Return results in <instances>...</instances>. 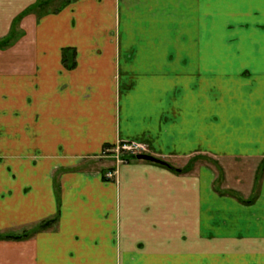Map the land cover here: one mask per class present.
Masks as SVG:
<instances>
[{"label":"crops","instance_id":"obj_1","mask_svg":"<svg viewBox=\"0 0 264 264\" xmlns=\"http://www.w3.org/2000/svg\"><path fill=\"white\" fill-rule=\"evenodd\" d=\"M39 2L0 0V234L59 222L0 264H264V0Z\"/></svg>","mask_w":264,"mask_h":264},{"label":"trees","instance_id":"obj_2","mask_svg":"<svg viewBox=\"0 0 264 264\" xmlns=\"http://www.w3.org/2000/svg\"><path fill=\"white\" fill-rule=\"evenodd\" d=\"M41 1H43V0H40V2L38 3V6L39 5H43V7L46 6V5H44L46 3V1H44V4H43V2L41 4ZM32 10L33 9H30V10L24 12V15L29 13ZM20 17L16 20V23L14 25V30L12 31V35H10V38L8 37L6 40L0 41V48H3L5 46H7L9 44L10 40H11V37H13V35H15V32H16L15 30H17L15 27H16V24L19 23ZM134 159H137V158L134 157ZM199 159H202V158H198L197 157V158L192 159L191 160V165L187 166L183 170H180V169H177V168L173 167L172 165L168 164L167 162L163 161L162 159H159V160L162 161L161 163H152V162H149V161H146V162H148L150 164H153V165H157L159 167L167 168V169L173 171L174 173L179 174V173H186V172L190 171L191 168H192L193 162H197ZM213 164L215 166H217V168H220V166H219V164L217 162L214 161ZM261 169H262V172H263L264 171V161H262ZM253 201L254 200H249V201H244L243 203L251 204ZM58 222H59V215L41 222L33 230H30V231L29 230H25V231H23L22 234H10V233L0 234V240H23V239H27V238L31 237L32 235H34V234H36V233H38L40 231H45V230H48V229H51V228L55 227L58 224Z\"/></svg>","mask_w":264,"mask_h":264},{"label":"built area","instance_id":"obj_3","mask_svg":"<svg viewBox=\"0 0 264 264\" xmlns=\"http://www.w3.org/2000/svg\"><path fill=\"white\" fill-rule=\"evenodd\" d=\"M147 148L145 145L136 142H118L113 147L104 150V158L111 159L115 162L116 168L127 163L130 158H134L140 154H146ZM116 171H111L106 174L107 178H113Z\"/></svg>","mask_w":264,"mask_h":264},{"label":"rangeland","instance_id":"obj_4","mask_svg":"<svg viewBox=\"0 0 264 264\" xmlns=\"http://www.w3.org/2000/svg\"><path fill=\"white\" fill-rule=\"evenodd\" d=\"M44 1H46L45 4H44ZM68 1H70V0H48V1L43 0V1H41V4L43 2V4L46 6L43 7V5H39L38 7L33 9L32 11L36 12L38 15L46 14V13L61 9L62 7H64L68 3ZM17 26H18V23L16 24V27H15L16 29H17ZM15 31H16L15 34H17L18 33L17 30H15ZM237 161H238V164L242 167L249 166L246 169H251V167L254 168L256 166L255 165L256 162L249 163L250 161H246V160H237ZM246 162H248L249 164H247ZM208 164H211L209 160H208ZM261 165H262V162L258 166L257 171H256V175H255L256 185L261 180V173H262ZM232 166L234 168V165H232ZM217 169H218L220 176L223 178V180H224V178L226 180V175H225L224 169L221 166H220V168H217ZM240 179H243V176Z\"/></svg>","mask_w":264,"mask_h":264},{"label":"water","instance_id":"obj_5","mask_svg":"<svg viewBox=\"0 0 264 264\" xmlns=\"http://www.w3.org/2000/svg\"><path fill=\"white\" fill-rule=\"evenodd\" d=\"M136 158L139 161H149V162H152V163H161L162 162L158 158H155V157L150 156L148 154H140V155H137Z\"/></svg>","mask_w":264,"mask_h":264}]
</instances>
